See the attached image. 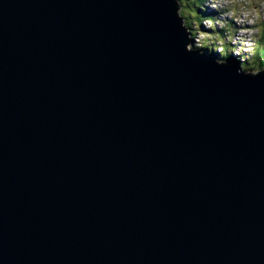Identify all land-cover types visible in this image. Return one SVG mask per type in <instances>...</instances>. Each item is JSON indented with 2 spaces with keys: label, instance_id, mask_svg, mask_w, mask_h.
Listing matches in <instances>:
<instances>
[{
  "label": "water",
  "instance_id": "water-1",
  "mask_svg": "<svg viewBox=\"0 0 264 264\" xmlns=\"http://www.w3.org/2000/svg\"><path fill=\"white\" fill-rule=\"evenodd\" d=\"M191 43L175 0H0V264H264V71Z\"/></svg>",
  "mask_w": 264,
  "mask_h": 264
},
{
  "label": "rangeland",
  "instance_id": "rangeland-1",
  "mask_svg": "<svg viewBox=\"0 0 264 264\" xmlns=\"http://www.w3.org/2000/svg\"><path fill=\"white\" fill-rule=\"evenodd\" d=\"M180 1V0H179ZM239 1V0H238ZM237 0H210L209 1V6H210V3L211 4H213L214 5V7L212 8V7H210L212 10H217L218 12H220L219 13V17H221V19H223V20H225L226 19V21H231L232 22V24H233V30H232V27L231 28H229V30L224 34V41L226 40V41H230L231 43H232V45L233 44H236V42L237 41H239V38L242 36V35H244V33H246V32H248L249 33V39L251 40V39H253V37H255L254 35H256L255 34V28H256V25H257V22H255V21H253V20H251V23H253V26H250V24H249V28L248 29H246V26L244 25V24H242V23H240V22H238V20H237V15H236V11H237V4H239V2H238ZM180 3V2H179ZM260 3V4H259ZM246 5H247V7H248V9H250V10H252V11H256V12H258L259 13V9H260V7H264V0L261 2V0H257L256 1V3H254L253 1H251V0H247L246 1ZM254 6H255V8H256V6L259 8L258 10H256V9H254ZM184 8V6H183V4H182V6H181V8H180V15H181V17H183V12H182V9ZM241 9V8H240ZM225 11V12H224ZM223 14L225 15V16H223ZM257 17H258V15H257ZM230 18H232V19H230ZM259 18H260V20L262 19V16L261 15H259ZM236 19V20H235ZM235 20V21H234ZM185 24V23H184ZM223 24V23H222ZM242 24V25H241ZM264 24V23H263ZM260 25H261V22H260V24H259V27H260ZM194 26H196V25H194ZM201 26H203V28H201L202 29V32H203V34L202 35H198L197 33H199V30H197L195 27H191L189 30H191L192 29V32L193 31H195V33H196V36L195 37H197V40L198 41H200L202 38H204V40H206V39H208L209 41H206L205 43L206 44H208V45H210L211 44V41H214V40H212L213 39V36H214V34H215V31L214 30H212V29H214L212 26L210 27L206 22H202V24H201ZM242 26V27H241ZM209 28L211 29V30H209ZM257 29V28H256ZM230 31H232V33L230 34ZM257 31H260V30H258L257 29ZM213 35V36H212ZM199 36V37H198ZM199 38V39H198ZM245 38H246V35H245ZM196 39V38H195ZM244 42V41H243ZM219 44H221V42H219ZM260 44H264L262 41H259V42H257V46H259ZM195 45L196 46H199L200 45V43H195ZM194 44H191L190 46H191V48L192 47H196ZM214 45V47H216V46H219L218 45V42H216V43H214L213 44ZM221 47H222V49H224L223 48V44L221 45ZM213 50L214 51H216L214 48H213ZM212 50V48H210L209 49V53L211 54V56L213 55V53L212 52H210V51H213ZM219 50V49H218ZM244 51V50H243ZM248 51H250V50H248ZM200 52H202L203 54H205L206 55V53L204 52V51H200ZM238 52L240 53L241 51H239L238 50ZM242 54V53H241ZM207 56V55H206ZM209 56V55H208ZM240 57L238 54H236V55H234V57ZM209 58H211V59H215V60H217L215 57H210L209 56ZM238 58H236V59H234V60H237ZM217 61H219V60H217ZM219 62H221V61H219ZM228 64H231V65H233V66H237L235 63H230V62H227ZM237 68V67H236ZM238 69V68H237ZM238 71H240L239 69H238ZM241 72V71H240ZM250 73H252L251 71H249ZM253 73H255V71H253Z\"/></svg>",
  "mask_w": 264,
  "mask_h": 264
},
{
  "label": "trees",
  "instance_id": "trees-1",
  "mask_svg": "<svg viewBox=\"0 0 264 264\" xmlns=\"http://www.w3.org/2000/svg\"><path fill=\"white\" fill-rule=\"evenodd\" d=\"M180 5L184 6V8L182 9V12H183V17L185 18V21H186V26L190 29L191 27H195L194 25L196 24L197 26V23L202 20L205 16L204 15H201L199 12H198V8H200L202 5L205 6V8L208 10V12L210 13H213L216 15V20L218 21L219 19V13L220 12H215V10H212V11H209L208 7H207V1L206 0H180ZM200 6V7H199ZM195 8V10H194ZM182 17V18H183ZM221 21H224V20H221ZM210 23L212 22L211 20L209 21ZM228 23L230 25H232V29H233V24L231 21H228ZM261 26H264V24H262ZM260 26V27H261ZM190 31V30H189ZM227 32V31H226ZM215 33H219V34H222V32H216ZM260 35H264V32L262 34V31L260 30L259 31ZM193 34V35H192ZM198 34V33H197ZM196 36V33L195 31H191V34H190V38L193 39L195 38ZM218 37V36H217ZM262 42L264 43V37L262 36ZM223 40V39H222ZM225 44L223 45V48H224V52H223V55H225L226 57H220L218 56L219 55V52H215V54H213L212 56L214 57H218L219 60H221L222 62H232V63H236L237 66H239L238 68L243 72V73H248L249 71L253 73V71L256 72H261L264 70V44H260L250 55V57H245L244 55L243 56H240V57H234L233 55H230L229 52V49H231L230 47V44H232L230 41H224ZM222 44V42H221ZM197 48L201 49V50H204L207 54L209 52V49L211 48V45H208L206 44L205 42L204 43H200L199 46H196ZM196 47H192V49H195ZM213 53V52H212ZM209 55V54H208ZM211 55V54H210ZM238 58L237 60H235L236 62H234L233 59H236Z\"/></svg>",
  "mask_w": 264,
  "mask_h": 264
},
{
  "label": "bare ground",
  "instance_id": "bare-ground-1",
  "mask_svg": "<svg viewBox=\"0 0 264 264\" xmlns=\"http://www.w3.org/2000/svg\"><path fill=\"white\" fill-rule=\"evenodd\" d=\"M209 1L210 0H207V7H208V9H209V11H212V9L210 8V6H209ZM254 1H257V0H254ZM263 0H261V2H262ZM175 3H176V6L179 8V12H180V8H181V5H180V3H179V0H175ZM260 4V3H259ZM254 9H256V10H258L259 8L256 6V8H255V6H254ZM215 12H217V10H215ZM225 12V11H224ZM259 14L262 16V19L260 20V22H261V25L264 23V7H260V9H259ZM179 18H180V20H181V24H182V26L185 28V29H187V31L191 34V31H192V29L189 31V28L186 26V23L184 24V22H183V19L181 18V15H180V13H179ZM230 19H232V18H230ZM221 20H223V19H221ZM226 20V19H225ZM236 20V19H235ZM234 20V21H235ZM223 24H224V22L225 21H221ZM228 22V21H227ZM260 25V26H261ZM233 30V29H232ZM232 33V31H230V34ZM193 35V34H192ZM194 45H195V43H194ZM196 46V45H195ZM195 52H197V53H199V54H201V55H204V56H206V57H208L209 58V56L210 57H214V56H211L210 55V53L208 52V54H209V56H208V54L204 51V50H201V49H199V48H195V49H193ZM200 51H204L205 53H206V55L205 54H203L202 52H200ZM216 58V57H215ZM217 60H219V58L217 57L216 58ZM213 60H215V59H213ZM217 60H215V61H217ZM234 60V59H233ZM219 61H221V60H219ZM222 62V61H221ZM234 62H236L235 60H234ZM223 63H227V62H223ZM236 64V63H235ZM237 65V64H236ZM237 68L239 67V66H236ZM239 69V68H238ZM240 70V69H239ZM241 71V70H240ZM264 71V70H263ZM242 72V71H241ZM262 72V71H261ZM256 73H259V72H256ZM248 74H252V73H250V72H248ZM255 74V73H254Z\"/></svg>",
  "mask_w": 264,
  "mask_h": 264
},
{
  "label": "clouds",
  "instance_id": "clouds-1",
  "mask_svg": "<svg viewBox=\"0 0 264 264\" xmlns=\"http://www.w3.org/2000/svg\"><path fill=\"white\" fill-rule=\"evenodd\" d=\"M196 38V37H195Z\"/></svg>",
  "mask_w": 264,
  "mask_h": 264
}]
</instances>
